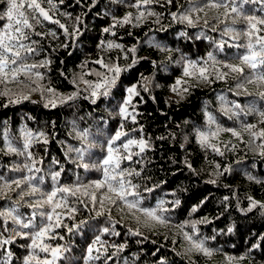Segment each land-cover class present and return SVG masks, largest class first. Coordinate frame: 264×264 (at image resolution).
<instances>
[{
  "label": "trees",
  "instance_id": "trees-1",
  "mask_svg": "<svg viewBox=\"0 0 264 264\" xmlns=\"http://www.w3.org/2000/svg\"><path fill=\"white\" fill-rule=\"evenodd\" d=\"M206 2L37 0L51 17L46 20L28 7L30 0H17L32 24L24 29L28 39L23 43L34 49L22 51L18 65L37 67L19 74L16 81L6 78L0 83V93H5L0 94V176L34 177L32 184L45 192L80 187L75 195L57 194V200L66 197V204L56 210L60 225L52 221L49 235L55 238H45V243L64 249L56 264H264V136L259 135L264 131L259 115L264 111V83H247L264 67L254 71L240 64L236 57L245 49L235 45L245 44L247 38L224 34L226 27L244 29L245 21L237 18L233 24L231 17L225 20V9L205 8ZM200 8L203 11H193ZM260 8L244 5L245 12L264 18ZM6 11V0H0V32L12 31L9 24L16 27ZM140 13L144 15L138 19ZM192 13L199 19L183 24L180 16ZM189 61L197 68L188 69L192 75L185 76ZM228 63L243 72H231L224 66ZM117 66L118 74L109 71ZM200 67L207 68L210 82L199 78ZM218 72L226 75L218 79ZM113 78L106 89L95 88ZM133 87L138 94H133L127 106L131 115L125 119L120 109ZM248 124L255 127L246 130ZM26 132L32 133L27 149ZM117 132L124 135L112 144L119 149L116 155L132 153L116 170L132 173L124 179L136 186V195L127 199L139 200L141 209L155 210L165 223H145V214L130 210L108 192L107 183L95 186L104 180L102 161ZM201 133L206 136L203 142ZM129 139H143L148 146L143 152L136 146L125 150ZM9 142L23 154L8 152ZM81 148L87 169L78 166L75 149ZM56 172L60 175L54 182ZM22 190L27 191V185L0 192V212L15 208L27 220L35 211L34 223L39 225V213L50 212V206L30 207L41 197L21 199ZM16 227L11 219L0 217V241H10L0 245V261L10 252L9 264H23L32 251L30 239L13 234ZM201 241L212 250L211 257L194 248L193 242ZM36 252L41 259H51L50 253Z\"/></svg>",
  "mask_w": 264,
  "mask_h": 264
},
{
  "label": "snow or ice",
  "instance_id": "snow-or-ice-1",
  "mask_svg": "<svg viewBox=\"0 0 264 264\" xmlns=\"http://www.w3.org/2000/svg\"><path fill=\"white\" fill-rule=\"evenodd\" d=\"M145 4L149 3L150 0H143ZM171 2V0H169ZM7 4V11L6 16L9 21H14L16 27L13 29L12 24L8 25V29H12V31H8L7 29L4 32H0V83L4 82L6 78L16 81L19 74L24 73L27 74L31 68L37 67V65H28L26 63H22L18 65V61L22 60L23 57L21 55L22 51L31 53L34 51L29 46H26L23 41L28 39L27 34L25 33V28H32V24L29 23L28 18L25 16L23 11H20L22 8V4H18L17 0H6ZM246 4H258L261 6L260 11H264V0H207L204 7L205 8H216L220 9L223 8L226 10L225 13V20H227L229 17H231L232 23L235 24L237 21V18H242L245 23L246 27L242 30H236L231 27H226L224 29V34H232L234 39H239L240 36H244L247 38V42L243 45L237 44L236 47L240 48L243 47L245 49L244 53L237 56L236 59L240 61V64L247 65L252 70H256L258 67H264V35H260L261 32H264V28L260 26H264V18L258 17L253 14H249L244 11V5ZM28 7L36 9L39 11V14L44 17L46 20H51V17L49 16L48 12L45 11L39 3H37V0H30V3ZM135 7L139 8L140 4L137 3ZM203 11V8L200 9H194L193 11ZM153 13H150V15ZM234 14V15H233ZM143 13H140V17H143ZM175 19V15L173 16ZM131 17H126L123 21L124 23H128L130 21ZM181 21H186L188 24L192 25L194 24V21L192 20L190 14H183L180 16ZM55 23H59V21H53ZM225 21H221L223 23ZM207 23V21H205ZM61 28H64V25H60ZM65 31H67L65 29ZM105 31H108V29H105ZM113 45H109V47H112ZM221 48H223V43L219 45ZM115 47H120V45H115ZM132 51H135L133 49ZM208 59L213 62V67H215L216 60L215 57L209 53ZM98 63H103L102 61H98ZM15 66V67H12ZM226 68H228L231 72H237L242 73L243 68L236 64H225ZM197 64L194 62L189 61L187 63V66L185 68L184 75L185 76H191L192 73L188 71V69H196ZM109 71H114L116 74H118L121 69L117 66L114 69L109 68ZM207 71V68L200 67L199 68V78L203 79L204 81H208V77L205 75ZM39 77V74H36ZM226 75V73L218 72L217 78H223ZM115 82V78H113L112 81L105 80L103 84H97L95 85L96 89H99L101 87L107 88L109 84H112ZM210 82V81H208ZM264 83V72L255 73L253 76H250L247 78V83ZM85 83H87L85 81ZM179 84L180 81H177ZM239 87H243V84L239 85ZM174 91L176 89H173ZM188 89L185 88L184 91H187ZM128 99L125 101L124 107L120 109V114L124 116L125 119L128 118L130 113L127 111V106L130 103L133 94L136 93V89L129 88L128 90ZM5 94V93H0ZM105 95L107 94V91L105 90ZM97 92L94 90L92 92V96H96ZM262 97H264V92L260 94ZM24 99H27V96L23 97ZM73 97H67V99H72ZM95 102V101H93ZM50 103H53V106H55L54 102L50 101ZM236 107H239V105H236ZM259 115L264 118V111H261ZM135 120V117L133 116V121ZM264 122V120H262ZM246 130L251 131L252 128L255 127V125H245L244 126ZM219 131V129H218ZM226 131H231L233 135L239 136V133L236 132L233 129H226ZM41 136H43V133H40ZM86 136V134H83ZM121 135H124L123 132H117L115 135L114 140L110 141L107 147V156L103 159L102 165H103V173H104V180L103 181H97L95 182V186L97 188L102 187L105 183L108 184V192L115 193L119 199L130 209H135L137 211H142L145 215L157 220L159 223H165L166 221L156 215L155 210H149V209H141L139 208V200H133L130 201L127 199L128 195H136V193L133 191V189L136 187L135 185L131 184V181H125L124 177L126 175H131V172L121 170L117 173V169L120 168V162L121 159H131L132 153L129 152V154L125 157H121L119 155H116L119 152L118 148H113L112 144L115 143V140H119ZM253 135H256L253 133ZM260 136H264V131H261L259 133ZM32 136V133L26 132L24 137V148L27 149L30 144V137ZM201 141L203 142L206 139V136L204 133L200 134ZM47 142V141H45ZM131 146H136L139 148L140 152H143L145 148L148 146L146 141L141 139L139 141L135 139H129L124 145L123 148L125 150L130 149ZM261 147H264L262 145ZM7 151L10 153H16V154H23L20 149L14 147L11 142L7 145ZM77 153V160L80 161L78 166H82L83 168L87 169L89 168L88 163L83 162L84 152L85 149H75ZM138 154V153H137ZM261 155H264V152L261 153ZM30 156V154H29ZM24 167H28V165H25ZM111 169V172L109 171ZM19 170V169H17ZM29 171H31V168H29ZM60 173L56 172L52 175V180L54 182L57 181V178L59 177ZM119 177V179L117 178ZM251 178V177H250ZM34 177L28 176L24 178H14L12 180H5L2 176H0V181H3L2 186H0V192H2L4 189L11 190L12 186L15 185L16 188L22 189V186L27 185V191L22 190L20 192L21 199L24 195H36L39 194L41 197L40 199H37L34 201V203L30 204V207H33L34 209L37 207H42L44 205H49L51 211L50 212H40L39 215L42 217L41 223L39 225L34 223L35 216L37 213L34 211L32 213V216L28 218L27 220L23 219L21 216L17 215V210L15 208L9 209L6 212H0V217H4L5 220L11 219L13 224L17 225L16 228L12 229L13 234L20 235L21 237L25 239H30L31 244L29 247L31 248V254L26 256L24 258L23 264H56V261L61 257L64 249H62L60 246L53 247L47 243H45V238H55L53 236H50V232L54 231V226L52 221L55 219V225H60V216L56 213L57 208H60L61 206L66 204V197H60L59 200H57V194L58 193H71L75 195V192L80 191V187H75V190L73 187L69 186H60V187H53L51 191H42L38 186L32 184V180ZM110 181H115L116 183H110ZM87 194V193H85ZM93 201H95L96 197L93 195L91 197ZM255 206V204L253 205ZM264 207V205H262ZM69 211H74V209H69ZM21 229H31L29 232H23L20 231ZM71 231V229H69ZM107 231V229H105ZM187 236V234H186ZM189 240H192V237L187 236ZM62 239V237H61ZM10 241L5 239L0 241V245L8 244ZM99 238H97L95 243H99ZM193 246L195 249L202 252L205 256L211 257L213 252L212 250L206 248L204 246V243L201 242H193ZM95 247V244L93 246L88 248L89 253V259H92L91 256L93 252V248ZM39 249L40 252L44 253H50L51 259H48L47 257L41 259L38 255L36 250ZM97 251H99L97 249ZM98 259L99 257H95ZM11 259V253H8V259L0 261V264H9V261Z\"/></svg>",
  "mask_w": 264,
  "mask_h": 264
},
{
  "label": "rangeland",
  "instance_id": "rangeland-1",
  "mask_svg": "<svg viewBox=\"0 0 264 264\" xmlns=\"http://www.w3.org/2000/svg\"><path fill=\"white\" fill-rule=\"evenodd\" d=\"M190 16H191V18H192V20L194 21V23L199 19V18H196L197 16H195L194 15V13H192V14H190ZM182 23L183 24H188L186 21H182ZM189 25V24H188ZM153 44L155 43V42H152ZM179 62L177 61L175 64L177 65ZM70 158V157H69ZM142 220L145 222V223H147V224H150L151 222H153L154 220H153V218H151V217H149V216H147V215H144L143 217H142Z\"/></svg>",
  "mask_w": 264,
  "mask_h": 264
}]
</instances>
